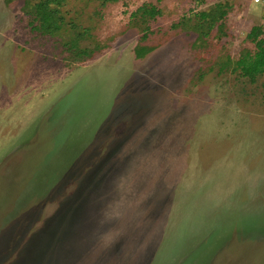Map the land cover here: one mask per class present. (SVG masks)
<instances>
[{"label": "rangeland", "instance_id": "374dc122", "mask_svg": "<svg viewBox=\"0 0 264 264\" xmlns=\"http://www.w3.org/2000/svg\"><path fill=\"white\" fill-rule=\"evenodd\" d=\"M41 1L0 0V264H264V81L232 71L264 7L63 0L42 34Z\"/></svg>", "mask_w": 264, "mask_h": 264}, {"label": "trees", "instance_id": "16d2710c", "mask_svg": "<svg viewBox=\"0 0 264 264\" xmlns=\"http://www.w3.org/2000/svg\"><path fill=\"white\" fill-rule=\"evenodd\" d=\"M63 0H42L41 2L31 5L27 4L25 10L26 14L34 15L35 21L38 22L36 26L33 27V30L42 32V34H53L60 29V26L57 24L58 11L52 9L50 6L61 5ZM31 7V9H29ZM52 10H51V9ZM212 10V11H211ZM141 13L143 17L147 19L143 21L145 23L143 34L141 36V41L144 42L147 40L149 34L153 33L149 22L155 21L160 14L158 10L153 5H144L138 9L134 15ZM227 15V9H224L222 4L209 9L201 10L200 12L195 13V19L198 24L204 23L206 25V31L201 32L203 36L208 37L209 33L214 28H219L223 25V21ZM177 24H172L171 29H175ZM198 32L202 31L196 29ZM262 28L260 26H254L250 32L247 34V39L255 44V51L245 50L240 55V58L234 63L233 72L238 73L241 77L248 79L249 82L255 83L259 78H263L264 81V40L261 38ZM82 35V34H80ZM200 37V33H199ZM74 46V44H72ZM72 47V46H71ZM154 49L143 46H138L135 48V56L137 59L145 57L148 53L152 52ZM91 49L89 52H93ZM88 51L80 52L81 55H87ZM264 87V82H263Z\"/></svg>", "mask_w": 264, "mask_h": 264}, {"label": "built area", "instance_id": "2783aa9c", "mask_svg": "<svg viewBox=\"0 0 264 264\" xmlns=\"http://www.w3.org/2000/svg\"><path fill=\"white\" fill-rule=\"evenodd\" d=\"M253 5L264 7V0H247Z\"/></svg>", "mask_w": 264, "mask_h": 264}]
</instances>
